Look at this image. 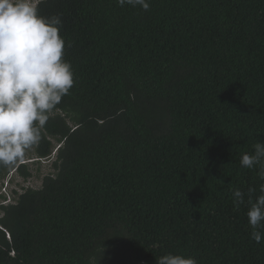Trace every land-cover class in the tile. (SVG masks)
Masks as SVG:
<instances>
[{
  "label": "trees",
  "instance_id": "trees-1",
  "mask_svg": "<svg viewBox=\"0 0 264 264\" xmlns=\"http://www.w3.org/2000/svg\"><path fill=\"white\" fill-rule=\"evenodd\" d=\"M38 12L62 20L74 85L33 147L39 160L57 146L53 174L0 202V264H156L169 251L264 264L247 217L261 166L240 165L264 142V0H43ZM23 159L0 178L29 177Z\"/></svg>",
  "mask_w": 264,
  "mask_h": 264
},
{
  "label": "clouds",
  "instance_id": "clouds-1",
  "mask_svg": "<svg viewBox=\"0 0 264 264\" xmlns=\"http://www.w3.org/2000/svg\"><path fill=\"white\" fill-rule=\"evenodd\" d=\"M43 0H0V165L10 166L23 159L42 138L49 114L74 85L72 65L64 59L65 39L60 35L59 15L43 16ZM123 7L149 10L150 0H116ZM252 153L240 158L242 168L260 165L264 179V142L257 141ZM255 190L248 189L251 194ZM264 193V185H261ZM234 205L245 203V193L233 190ZM251 238L264 239V194L248 199ZM156 264H198L195 257L166 252Z\"/></svg>",
  "mask_w": 264,
  "mask_h": 264
},
{
  "label": "rangeland",
  "instance_id": "rangeland-1",
  "mask_svg": "<svg viewBox=\"0 0 264 264\" xmlns=\"http://www.w3.org/2000/svg\"><path fill=\"white\" fill-rule=\"evenodd\" d=\"M55 143V142H54ZM57 146L54 148L52 157L50 159H36L33 154V149L26 153L24 161L28 166L30 176L24 178L16 173L15 169H12L4 177L0 178V202L7 203L13 202L14 198L22 193L24 189L40 188L42 180L45 175L53 174L54 168L51 166L55 156ZM1 195L5 196V201L1 198Z\"/></svg>",
  "mask_w": 264,
  "mask_h": 264
}]
</instances>
